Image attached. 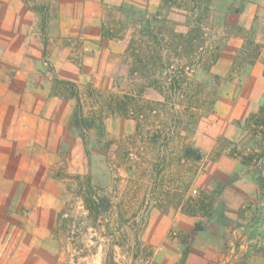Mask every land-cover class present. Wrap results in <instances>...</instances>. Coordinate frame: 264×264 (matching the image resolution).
<instances>
[{"label": "rangeland", "instance_id": "374dc122", "mask_svg": "<svg viewBox=\"0 0 264 264\" xmlns=\"http://www.w3.org/2000/svg\"><path fill=\"white\" fill-rule=\"evenodd\" d=\"M28 1L39 7L37 24L41 39L46 25H42L43 17H47L48 5L53 1ZM140 1L145 5L149 0ZM232 4L242 9L229 11ZM211 6L207 20L214 22L223 37L228 14L242 13L249 19L255 16V22L251 28L243 26L245 29L238 35L224 39L221 57L210 70L196 67L193 70L192 66L187 69L185 75L191 83L188 102L200 111L193 116L197 124L184 135V143H177L170 152L169 177L162 178L160 172L164 173L166 166L161 163L153 172L146 171V166L153 162L142 163L144 169L139 172L148 174L147 177L154 173L157 185L150 186V181L136 175L142 149L128 136L135 132L137 122L111 114L109 107L110 100L125 90V85L120 83L117 88L114 81L120 82L118 77L123 78L127 68L121 61L122 52L117 57L104 54L103 61L108 65L92 74L94 81L82 86L73 83L87 117L98 112L96 100L104 102L98 122L91 130L72 123L78 104L72 96L75 88L54 83V92L62 97L63 120L69 124L61 127L66 133L65 146L58 152L53 172L64 180L63 204H68L69 220L60 228L57 219L50 232L41 230L38 237L26 239V243L11 230L10 243L0 244V264H176L182 247L175 236L196 223L200 234L192 245L188 264H264V189L258 179L260 174L264 176V149L260 137L245 126L248 117L264 103V0H214ZM187 14L174 9L169 16L179 30H185L192 20ZM248 40L260 48L253 64H247L243 55ZM248 48L252 54L249 57L256 56L257 49ZM99 67L102 68L99 64L96 69ZM46 71L49 68L43 72ZM130 88L133 87L129 85ZM230 89L236 94L231 109L229 106L223 111L216 109V97ZM111 146H117L115 158L109 152ZM189 146L192 154L185 157L184 148ZM157 147L153 150L154 158L160 153ZM128 151L133 152L137 164H127ZM247 153H260L263 157L252 164L242 163L240 155ZM87 176L101 193L113 196L115 204L119 202L113 215L103 218L100 226L93 223L79 196L80 183ZM164 187L170 191H164ZM183 192L185 197L198 192L207 209L191 215L188 209H181L182 205L177 208ZM120 223L123 232L118 231ZM113 235L114 241L110 239Z\"/></svg>", "mask_w": 264, "mask_h": 264}, {"label": "crops", "instance_id": "0c3cea01", "mask_svg": "<svg viewBox=\"0 0 264 264\" xmlns=\"http://www.w3.org/2000/svg\"><path fill=\"white\" fill-rule=\"evenodd\" d=\"M52 1L40 39L37 11L24 0H0V244L10 243L11 230L24 243L41 230L50 232L65 204L64 180L53 170L65 146L61 127L69 123L63 120L62 97L54 92V83L89 84L92 74L106 69L104 54L117 57L122 52L120 41L104 35L108 10L126 4L156 12L161 4ZM254 17L228 14L226 21L244 30L251 28ZM99 64L102 68L96 69ZM235 97L231 89L223 90L214 106L231 109Z\"/></svg>", "mask_w": 264, "mask_h": 264}, {"label": "trees", "instance_id": "16d2710c", "mask_svg": "<svg viewBox=\"0 0 264 264\" xmlns=\"http://www.w3.org/2000/svg\"><path fill=\"white\" fill-rule=\"evenodd\" d=\"M24 1L30 5L28 0ZM213 1L161 0L160 7L155 14L124 4L105 13L104 35L122 43L121 61L123 67L127 68L125 76L118 77L120 82L114 81V86L116 84L118 88L121 83L125 85V90L122 91L123 94L110 100L109 107L111 114L136 120V130L128 138L139 143L138 149H142L141 156H139L141 161L136 165V175L146 182L150 181V186L157 185L158 178L154 176V173L147 177L148 174L139 172L144 169V167L141 168L142 163L153 162L145 168L149 172H153L159 163L166 166L165 172L163 173V170L160 172L163 174L162 178L166 180L172 172L168 166L172 163L170 155L172 148L177 143H184V135L190 133L197 124L193 116L200 109L196 110L198 108L188 102L191 83L188 81L189 77L185 75L188 74L187 69L192 66L193 70L195 67L196 70L198 68L210 70L221 57L224 39L231 34L238 35V32L243 30L240 26L226 22L224 24L226 36L223 37L220 30L216 29L214 22L207 20L212 11ZM30 7L39 11V7L31 5ZM174 9L184 10L192 17L187 29L179 30L176 21L170 18L169 13ZM241 9L242 6L236 4L229 7V11H240ZM46 19V16L43 17V26ZM247 46L257 49L256 56L249 57L252 54ZM259 49V45L253 40L247 41L243 52L247 58V64H253L256 61ZM122 80L124 81L122 82ZM58 82L73 86L76 90L72 92L73 98H76L78 102L72 123L77 127H85V130H91L98 122L104 102L96 100L95 107L98 112L87 117L77 92V86L66 80H58ZM218 82L220 81L218 80ZM129 85L133 88L129 89ZM156 103L159 106H156ZM210 109H212V105L208 108L209 111ZM245 126L250 133L260 137L261 148L264 149V103L248 117ZM156 145L160 152L158 158L153 157ZM111 147L109 152L111 150L110 154L112 153V158H115L117 146H115L116 148ZM144 149H148L149 152L147 153ZM184 150L185 157L192 154L191 151H193L190 146ZM132 154L133 152L128 151L127 164H137V161H133ZM255 155L258 156L255 157ZM240 156L242 163L245 164H252L255 160H260L263 157L260 153H247ZM166 169H169L170 172H167ZM141 174H145V177ZM258 179L261 188L264 189L263 174H260ZM99 189L92 183L90 176L80 183L79 196L82 199V206L88 211L96 226H100L103 218L106 219L107 216L113 215V208L119 206V202L114 203L113 196L101 193ZM184 190L187 191V188ZM164 191L169 192L170 188L164 187ZM199 197L198 192L187 197L183 192L176 207L180 208L179 206L182 205L181 209H188L189 214L198 215L201 209H207L205 200ZM67 205V203L64 204L59 213L58 226L60 228L65 227L64 222L69 220L67 217L69 215L66 212ZM123 227L120 223L118 231L123 232ZM199 234V223L194 224L188 230H181L177 233L175 238L180 243L182 250L181 257L176 264H188L192 245ZM110 237L114 241V235ZM139 243L137 240L136 244L139 245Z\"/></svg>", "mask_w": 264, "mask_h": 264}]
</instances>
